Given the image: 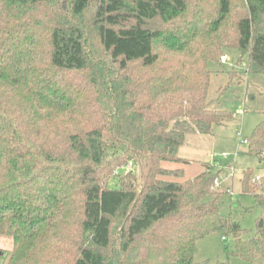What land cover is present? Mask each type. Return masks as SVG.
I'll return each instance as SVG.
<instances>
[{
    "label": "trees",
    "instance_id": "obj_1",
    "mask_svg": "<svg viewBox=\"0 0 264 264\" xmlns=\"http://www.w3.org/2000/svg\"><path fill=\"white\" fill-rule=\"evenodd\" d=\"M233 47L264 74V0H0L3 264H209L194 255L211 231L264 264V175L240 178L260 209L245 236L219 211L211 165H164L189 163L187 134L231 118L207 92L209 62ZM247 151L264 172V111Z\"/></svg>",
    "mask_w": 264,
    "mask_h": 264
},
{
    "label": "rangeland",
    "instance_id": "obj_2",
    "mask_svg": "<svg viewBox=\"0 0 264 264\" xmlns=\"http://www.w3.org/2000/svg\"><path fill=\"white\" fill-rule=\"evenodd\" d=\"M93 8L82 18L89 30V36L94 37L92 24ZM98 48L96 38L93 40L92 51ZM224 60V61H223ZM211 70L207 92L209 108L228 110L232 113L222 125H214L211 135L187 134L182 151L188 155L191 164L164 163L168 167H183L186 177L199 173L196 170L200 163L207 161L212 170L218 172V183L222 195L219 197V211L222 215H229L246 230V235H252L255 221L260 209L254 202L253 194L242 193L240 178L246 169L252 172L251 183H259L264 175L263 167L258 157L248 153V140L251 133L262 119L264 111V74L248 70V55L241 54L237 48H226L217 62H209ZM246 142H243V140ZM179 149V148H178ZM221 158L217 161L211 158V153ZM226 156H221V153ZM218 156V157H219ZM128 167H130L128 165ZM203 168V165H202ZM124 173L127 165L117 168ZM204 169V168H203ZM201 170V169H200ZM256 175L259 178H255ZM117 178L111 176L108 186H115ZM210 196H204L203 201ZM219 231H211L196 242L195 262L207 260L209 264L228 261V264H246L237 257L229 255L226 246L234 245L232 235H225L222 239ZM12 249V239L7 235H0V264L6 261L7 254Z\"/></svg>",
    "mask_w": 264,
    "mask_h": 264
},
{
    "label": "crops",
    "instance_id": "obj_3",
    "mask_svg": "<svg viewBox=\"0 0 264 264\" xmlns=\"http://www.w3.org/2000/svg\"><path fill=\"white\" fill-rule=\"evenodd\" d=\"M198 133H196V134H194V135H197ZM199 135V134H198ZM201 135V134H200ZM199 135V136H200ZM184 145V144H183ZM183 145H181L180 147H179V149H178V151H177V156L178 157H180V158H182V159H186V160H188L189 161V163H187L186 164V166L188 165H190L191 164V160L188 158V155H186L183 151H182V147H183ZM219 155L218 154H215L214 152L213 153H211V158L213 159V160H215V161H217V158H221L220 156L218 157ZM222 156V155H221ZM175 164H179V163H175ZM203 164H210V163H208L207 161H205V162H202V163H200V166L199 167H197L196 168V170L197 171H199V172H201L202 170H203V168H202V165ZM201 169V170H200ZM185 170V169H184ZM186 172V171H185ZM223 237V236H222ZM223 239V238H222ZM224 240V239H223Z\"/></svg>",
    "mask_w": 264,
    "mask_h": 264
},
{
    "label": "built area",
    "instance_id": "obj_4",
    "mask_svg": "<svg viewBox=\"0 0 264 264\" xmlns=\"http://www.w3.org/2000/svg\"><path fill=\"white\" fill-rule=\"evenodd\" d=\"M223 61H224V60H223ZM243 142H246V140L244 139V140H243ZM221 155H222V156H226V153H224V152H223V153H221ZM129 166H130V163H129ZM255 178H257V179H258V178H259V176H258V175H256V177H255ZM222 238H223V239H225V237H224V236H223Z\"/></svg>",
    "mask_w": 264,
    "mask_h": 264
}]
</instances>
